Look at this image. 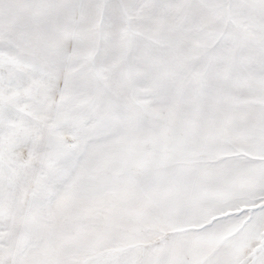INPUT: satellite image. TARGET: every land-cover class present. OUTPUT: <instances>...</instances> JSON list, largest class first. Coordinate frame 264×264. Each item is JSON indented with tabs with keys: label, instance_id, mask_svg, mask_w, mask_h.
<instances>
[{
	"label": "snow or ice",
	"instance_id": "6c2138e0",
	"mask_svg": "<svg viewBox=\"0 0 264 264\" xmlns=\"http://www.w3.org/2000/svg\"><path fill=\"white\" fill-rule=\"evenodd\" d=\"M0 264H264V0H0Z\"/></svg>",
	"mask_w": 264,
	"mask_h": 264
}]
</instances>
